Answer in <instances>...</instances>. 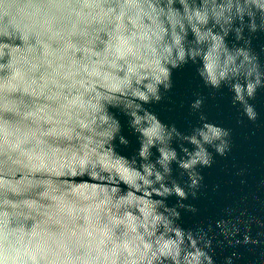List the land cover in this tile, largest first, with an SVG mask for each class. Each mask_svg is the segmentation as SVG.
Returning <instances> with one entry per match:
<instances>
[{
    "label": "water",
    "instance_id": "95a60500",
    "mask_svg": "<svg viewBox=\"0 0 264 264\" xmlns=\"http://www.w3.org/2000/svg\"><path fill=\"white\" fill-rule=\"evenodd\" d=\"M0 264H264V0H0Z\"/></svg>",
    "mask_w": 264,
    "mask_h": 264
},
{
    "label": "clouds",
    "instance_id": "9594fccd",
    "mask_svg": "<svg viewBox=\"0 0 264 264\" xmlns=\"http://www.w3.org/2000/svg\"><path fill=\"white\" fill-rule=\"evenodd\" d=\"M182 2H183V0H182ZM237 11L239 12L240 10L238 9ZM196 18L199 19L201 22H204L206 20V17L203 16V15H201L200 13H196ZM164 34H165L164 33V29L163 28H160L159 29V32L155 36V42H156L157 45H161L162 44ZM172 40H173V45L174 46L175 45H179V42L180 41H179V38L178 37L173 36L172 37ZM162 53H169L170 54V48L168 46H163L162 47ZM179 55H180L181 58H183L184 52H183L182 49L180 50ZM164 58L167 59V56H165ZM208 70H209L210 73H213L214 65L213 64H209ZM219 75H220L221 78H223L224 75H225V72L224 71H221L219 73ZM158 79H159V77H158ZM212 83L213 84L217 83V78H216V75L215 74L212 75ZM233 87H234V91L236 92L235 99L237 101L242 102V103L244 102L245 93L248 96H251L253 94V91H254V86L252 84H248L246 86H241V85H238L237 84V85H234ZM133 95L139 97L142 100H145V101L148 100V96H146L143 92H135V93H133ZM199 103L200 102L197 101L194 106H198ZM245 112H246V114L250 118H254V115L255 114H254V111H253V109H252V107L250 105L245 108ZM133 115L135 116V113H133ZM102 122H104V121L102 120ZM135 122L136 123H139L140 122V118L138 116L136 117ZM205 127L207 128V132H205V131H201L200 132V136L203 137V141H205V142L211 143L213 139H218L221 136V134H222L219 129H217V128L213 127V126L206 125ZM224 135H226V133H224ZM192 142L193 143H196L197 141H196L195 138H192ZM145 151H146V149H145ZM217 151L223 153V151H224V144H223V142L220 145L217 146ZM165 158L167 159V156ZM197 161H200V162H202L204 164H208L209 163V160L204 155L203 149H201V151L196 154V158L192 159L189 164H185L184 167H186V168L187 167H190L191 165L197 163ZM145 172L148 173L149 175H151V173L149 172V170L147 168L145 169ZM135 177L137 179L143 181V183L145 185L151 183V181L149 179H147L146 176H142L139 173H136L135 174ZM156 179L159 180L160 179V176L157 175ZM165 191H167V189H165ZM177 191H179V190H177ZM182 194L183 193H181V195Z\"/></svg>",
    "mask_w": 264,
    "mask_h": 264
}]
</instances>
